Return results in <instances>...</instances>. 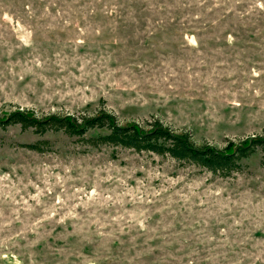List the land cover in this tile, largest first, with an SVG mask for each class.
<instances>
[{"label": "rangeland", "instance_id": "374dc122", "mask_svg": "<svg viewBox=\"0 0 264 264\" xmlns=\"http://www.w3.org/2000/svg\"><path fill=\"white\" fill-rule=\"evenodd\" d=\"M18 109L264 134V0H0V115ZM261 159L220 177L0 127V264H264Z\"/></svg>", "mask_w": 264, "mask_h": 264}, {"label": "trees", "instance_id": "16d2710c", "mask_svg": "<svg viewBox=\"0 0 264 264\" xmlns=\"http://www.w3.org/2000/svg\"><path fill=\"white\" fill-rule=\"evenodd\" d=\"M20 125L38 134L63 131L82 139L91 146H115L167 156L182 163L206 169L220 177H228L243 169V161L262 153L264 167V134L228 139L219 147L207 140L196 141L191 131H178L158 118L122 123L116 114L101 109L92 114L50 113L36 115L29 109H18L0 115V127ZM89 132H93L89 135ZM41 142L26 144L29 149L43 151Z\"/></svg>", "mask_w": 264, "mask_h": 264}]
</instances>
